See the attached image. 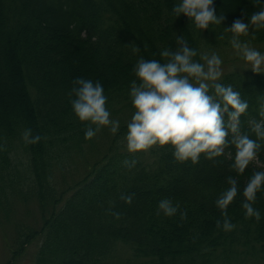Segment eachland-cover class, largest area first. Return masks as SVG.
I'll use <instances>...</instances> for the list:
<instances>
[{
    "label": "trees",
    "instance_id": "trees-1",
    "mask_svg": "<svg viewBox=\"0 0 264 264\" xmlns=\"http://www.w3.org/2000/svg\"><path fill=\"white\" fill-rule=\"evenodd\" d=\"M179 2L0 0V210L7 211L15 193L34 197L43 211L52 205L39 232L19 238L27 242L40 235L34 264H264V187L254 204L259 222L245 219L241 207L247 182L264 167L250 164L237 176L230 167L234 148L233 158L209 161L201 154L193 165L176 161L170 145L129 154L118 144L133 115L130 84L141 56L162 62L160 52L175 50L180 35L197 51L195 59L204 53L220 55L232 49L231 33L224 28L236 19L247 23L258 10L255 0H213L216 14L225 18L201 32L183 14L175 16ZM255 36L241 39L250 46L264 44V30ZM134 46L139 53H133ZM78 78L99 82L106 108L113 116L124 115L126 123L119 122L108 152L88 166L83 179L58 192L56 170L69 169L94 141L85 140L87 122L81 123L72 111L75 97L69 92ZM219 82L247 100L242 130L255 139L248 122L260 119L264 73L236 69L223 73ZM25 129L42 139L25 144ZM125 159H135V167L125 168ZM259 160L264 164V147ZM228 176L237 179L239 192L227 209L235 227L225 232L215 201L229 187ZM133 193L130 205L120 199ZM164 198L179 204L175 216L156 214ZM181 212L187 213L183 221ZM120 247L129 252L121 263L115 261Z\"/></svg>",
    "mask_w": 264,
    "mask_h": 264
},
{
    "label": "clouds",
    "instance_id": "clouds-1",
    "mask_svg": "<svg viewBox=\"0 0 264 264\" xmlns=\"http://www.w3.org/2000/svg\"><path fill=\"white\" fill-rule=\"evenodd\" d=\"M257 11L252 12L245 23L236 19L224 31L231 33L230 44L236 54L250 66L254 74L264 73V54L250 46L249 41L241 37L255 39L258 30H264V0H255ZM176 17L183 14L201 32L210 25H221L224 15L216 14L213 0H180L173 8ZM220 39H224L223 35ZM176 49L164 48L160 52L161 61L145 60L142 56L137 60L133 73L136 79L130 84L129 98L133 108L131 121L127 124L124 136L126 150L129 154L147 152L153 146L163 148L170 145L174 149V159L180 163L191 161L199 163L201 154L212 161L214 158L226 156L233 158L230 165L237 176L242 175L250 164L264 167L259 160V152L264 147V97H258L260 107L259 120H249V131L242 130L240 117L247 113L249 104L240 92L231 85L220 83L223 75L221 58L213 53H204L200 60L195 59L197 51L188 45L183 35L176 37ZM133 53H139L140 47L134 46ZM202 61V62H201ZM137 80L139 83H137ZM69 96L75 117L87 122L85 140H91L103 128L107 127L115 134L120 123L111 119L106 108L107 97L103 86L83 78L73 81ZM25 144L35 145L42 137L33 136L31 129L22 133ZM135 159H125V168L135 167ZM229 187L215 201V206L224 217L222 228L230 232L235 225L230 222L227 209L238 195V181L232 176L226 178ZM264 187V171L253 172L243 190L241 204L245 219L255 218L257 222L261 214L254 207L257 193ZM133 194L121 195L120 199L130 205ZM179 204L173 205L169 198L158 203L157 215L163 213L173 217L179 210ZM115 219H120L119 212H111ZM187 218L186 212L180 213V219ZM217 227L221 221L217 220Z\"/></svg>",
    "mask_w": 264,
    "mask_h": 264
},
{
    "label": "rangeland",
    "instance_id": "rangeland-1",
    "mask_svg": "<svg viewBox=\"0 0 264 264\" xmlns=\"http://www.w3.org/2000/svg\"><path fill=\"white\" fill-rule=\"evenodd\" d=\"M264 54V44L251 46ZM221 60L222 72L236 69H249L250 66L239 57L232 48L218 55ZM125 116L122 114L111 115V119L122 121ZM113 133L109 128H103L94 136L92 144L85 145L81 157L75 158L69 169L55 174L56 189L63 191L71 187L74 183L83 179L89 171V167L102 155L108 152V146ZM122 137L118 144L126 147ZM83 156V157H82ZM70 191L64 192L65 199ZM47 208V209H46ZM43 211L34 197H22L21 194H10L7 211L0 210V264H34V257L40 244V235L27 242L20 240L22 233L39 232L43 226V220L52 209V205L47 206ZM129 257V252L125 247H120L116 252L115 261L123 262Z\"/></svg>",
    "mask_w": 264,
    "mask_h": 264
}]
</instances>
